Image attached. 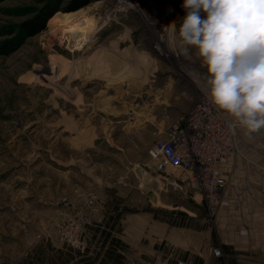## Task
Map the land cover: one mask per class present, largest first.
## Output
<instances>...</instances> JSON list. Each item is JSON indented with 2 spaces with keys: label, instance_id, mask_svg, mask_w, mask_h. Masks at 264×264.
<instances>
[{
  "label": "rangeland",
  "instance_id": "rangeland-1",
  "mask_svg": "<svg viewBox=\"0 0 264 264\" xmlns=\"http://www.w3.org/2000/svg\"><path fill=\"white\" fill-rule=\"evenodd\" d=\"M182 4L0 0V264H98L89 261L98 244L87 228L114 196L125 211L112 236L131 241L118 248L120 264H226L212 232L223 192L210 210L198 182L167 184L149 155L157 139L191 136L202 105L229 117L207 97L195 48L183 55L170 31L178 32ZM37 21L41 31L28 35ZM235 132V154L241 138H259V147L264 138V129ZM165 210L190 217L176 216L183 248L152 245L149 219L137 239L139 222L168 220Z\"/></svg>",
  "mask_w": 264,
  "mask_h": 264
},
{
  "label": "clouds",
  "instance_id": "clouds-1",
  "mask_svg": "<svg viewBox=\"0 0 264 264\" xmlns=\"http://www.w3.org/2000/svg\"><path fill=\"white\" fill-rule=\"evenodd\" d=\"M178 37L183 55L195 48L207 70V97L251 136L264 129V0H183Z\"/></svg>",
  "mask_w": 264,
  "mask_h": 264
},
{
  "label": "crops",
  "instance_id": "crops-1",
  "mask_svg": "<svg viewBox=\"0 0 264 264\" xmlns=\"http://www.w3.org/2000/svg\"><path fill=\"white\" fill-rule=\"evenodd\" d=\"M257 139L259 140V138H241L239 153L233 154L221 167L227 182L222 189L221 209L217 220L219 225L216 232H212L215 242L218 240L221 242L223 255L227 258L226 264H264V138H260V147ZM199 198V193L196 192L193 197L195 204L199 202ZM170 211L174 213L171 214L169 221H156L153 214L145 216L144 221L139 222L136 228L139 232L137 239H141L145 219L147 221L149 219L152 223L150 231L156 237H151L152 245L169 239L174 247L183 248V242L177 233L178 230H183L181 226L185 224L180 225L181 222L176 220L178 217L182 219H190V217H183L177 214L176 210ZM101 213L102 215H98L93 225L101 223L104 226L113 211L108 212L107 209L105 212L102 209ZM179 213L185 212L179 211ZM122 214L123 212L118 215L114 227L119 224ZM173 216L176 217L175 221ZM102 226L100 231L95 233V237H93L94 232L87 228L90 241L99 240ZM113 230L110 231V237H113ZM168 231L169 235L166 236ZM133 240L132 238V242ZM120 242L126 245L131 244L129 238H126V241L120 239ZM117 252L120 250L117 249Z\"/></svg>",
  "mask_w": 264,
  "mask_h": 264
},
{
  "label": "built area",
  "instance_id": "built-area-1",
  "mask_svg": "<svg viewBox=\"0 0 264 264\" xmlns=\"http://www.w3.org/2000/svg\"><path fill=\"white\" fill-rule=\"evenodd\" d=\"M192 118L191 136L179 130L166 139H157L149 155L153 171L167 184L177 185L176 179L198 182L207 205L214 211L226 182L221 167L236 152V132L228 127L231 118L212 112L208 104L200 106ZM169 173L175 177L170 178ZM214 254L218 255L219 250L214 249Z\"/></svg>",
  "mask_w": 264,
  "mask_h": 264
},
{
  "label": "trees",
  "instance_id": "trees-1",
  "mask_svg": "<svg viewBox=\"0 0 264 264\" xmlns=\"http://www.w3.org/2000/svg\"><path fill=\"white\" fill-rule=\"evenodd\" d=\"M43 23H44L43 21H37L35 23H32V24L30 23L26 25L27 29H29L27 30L28 31L27 34L33 35L41 31L43 27ZM120 204H121V199L119 197L114 196L113 200H111L107 204L108 212L111 210L113 211V214L109 215L108 221L104 224V226H102L100 223V224H94V225L92 224V226L89 227L90 230L94 232L93 237H95V233L100 231V227L101 226L103 227V229L100 232L99 240L97 241L98 248H97L96 255H94L95 257L93 259H90L89 261L94 262L95 260L99 259L98 264H111V263L120 264V261L122 260L123 256L120 252H117V249L122 246V243L116 238L110 237V231L114 229V225L116 223V219L118 218V215L125 211L123 208L120 207ZM157 211H161V210H154L153 212L157 213ZM165 213H168V215H171L174 213V211L165 210ZM177 214H180L183 217L186 216L185 213L177 212ZM154 217H155V214H154ZM180 225H184V224L181 223ZM88 249L89 248L86 246L84 253H86Z\"/></svg>",
  "mask_w": 264,
  "mask_h": 264
},
{
  "label": "bare ground",
  "instance_id": "bare-ground-1",
  "mask_svg": "<svg viewBox=\"0 0 264 264\" xmlns=\"http://www.w3.org/2000/svg\"><path fill=\"white\" fill-rule=\"evenodd\" d=\"M77 40H79V39H77ZM81 41V42H80ZM80 41H76L75 42V45L78 47L77 48V50H80L81 49V47H82V45L85 43V38L83 37L82 38V40H80ZM130 75V74H129ZM121 77V76H120ZM125 77V76H124ZM117 78V77H116ZM127 79V78H126ZM120 80V79H119ZM109 81V80H108ZM115 82V81H114Z\"/></svg>",
  "mask_w": 264,
  "mask_h": 264
},
{
  "label": "water",
  "instance_id": "water-1",
  "mask_svg": "<svg viewBox=\"0 0 264 264\" xmlns=\"http://www.w3.org/2000/svg\"><path fill=\"white\" fill-rule=\"evenodd\" d=\"M142 170L143 169L141 167H137L136 168V173L139 174L140 172H142ZM148 195L151 196L152 195V192H149Z\"/></svg>",
  "mask_w": 264,
  "mask_h": 264
}]
</instances>
